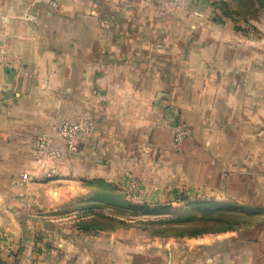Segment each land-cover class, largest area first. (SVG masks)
I'll list each match as a JSON object with an SVG mask.
<instances>
[{
    "label": "crops",
    "instance_id": "1",
    "mask_svg": "<svg viewBox=\"0 0 264 264\" xmlns=\"http://www.w3.org/2000/svg\"><path fill=\"white\" fill-rule=\"evenodd\" d=\"M54 3L0 1L12 57L0 65V264H264V221L139 240L76 221L98 182L129 176L159 183L172 205L204 197L264 215V29L201 0L184 12L163 0ZM81 116L96 130L59 178L41 179L53 164L37 141L64 151L55 129ZM176 125L189 133L179 146ZM55 213L69 222L39 219Z\"/></svg>",
    "mask_w": 264,
    "mask_h": 264
},
{
    "label": "rangeland",
    "instance_id": "2",
    "mask_svg": "<svg viewBox=\"0 0 264 264\" xmlns=\"http://www.w3.org/2000/svg\"><path fill=\"white\" fill-rule=\"evenodd\" d=\"M2 1V0H0ZM42 2L48 4V6H55L54 0H41ZM164 3H166L168 6V8L173 11V10H178L180 12H184L186 11V9H189L190 6V2L191 0H163ZM204 2L205 4V12L207 14H214L215 13H224L227 15H231V9L229 8H224L223 2L222 0H201ZM179 12V13H180ZM235 17H237L236 15H233ZM238 18V17H237ZM264 14H261L260 17L258 19H253L252 21H250V23H257L255 26L252 25L251 29H264ZM242 23V22H241ZM249 23V22H248ZM241 27L243 29H249L246 28L243 23L241 25ZM255 27V28H253ZM6 49V58L8 59V63H6L5 65H1V66H5L8 67L12 61V57L9 55L7 48L5 45H3ZM83 117V116H81ZM85 118V117H84ZM87 119V118H85ZM89 120V119H87ZM90 122H92V120H89ZM94 122V121H93ZM92 122V123H93ZM56 130V129H55ZM47 136V135H45ZM47 138H50V136H47ZM175 139V136H174ZM53 142H55V144L58 146L59 144H57V142L52 139ZM183 143V142H182ZM181 143V144H182ZM177 145V144H175ZM180 145V144H179ZM177 145V146H179ZM68 158L67 161L71 162L73 159L69 158L68 156H62L59 159H52V158H48V157H40V159H42L43 161H49L50 163H52V169H50L49 171L47 170V172L44 173V175H41L43 179V177L47 178L48 180L51 179H55V178H59L58 174L60 173L59 169L62 168L61 165L59 164L60 161L63 158ZM64 160V159H63ZM62 173V172H61ZM25 175H28V177L26 178ZM22 179L24 183H29L32 180V175L31 173H29L28 171H25L24 173H22ZM46 179V180H47ZM151 180H145L141 177L138 176H129L127 178H125L122 181H117L115 182V185L118 187V189L124 194L125 196V200L129 203H131L132 205L136 206V205H142V204H151V209L154 210H150V211H143V210H139L138 209V215L134 214V211L132 209H129V213H122V210L120 209V204L117 206H115L116 208L109 206L110 202L105 203V202H101V201H93L92 203L89 200H84L82 201L80 204L81 206V210L79 211V214H77V219L76 221H78L79 219H83L84 217L88 216L89 213L93 214V213H97V212H102L105 211L106 213L113 215L114 217L117 218V222L116 224L118 225V227L113 231H120V233L124 236V237H130L133 240H139V239H144L145 237H158L155 236V234H158L161 232L164 233H170V232H174L176 230L173 229H167L165 227H169V226H177V227H185V225L180 224L179 221L181 219H184L186 217H191L192 215H195V213L197 212L196 209H202L201 212H199L197 215H203V214H210V212H212L213 207L209 206V207H202L199 208V206H195L193 204L188 203H183V202H178L175 205H172V208L170 207H164L165 209L159 208L156 209L159 205H164V204H172L173 202L176 203L175 198L173 197H164V198H160L159 194L161 193L160 191L163 189V187L155 182V183H151ZM100 188V187H99ZM182 196V195H181ZM173 198V199H172ZM199 200H206V201H212L209 200L207 198L202 197V199L200 198ZM77 204V203H76ZM190 206V207H189ZM118 207V208H117ZM217 208V207H214ZM237 208V209H236ZM235 209L230 211L231 216L229 217L230 219H232L233 221H239L238 223H242L243 224H249L251 222V218L246 216V211L243 208H239L236 207ZM87 209V210H86ZM86 210L85 212H82ZM196 210V211H195ZM92 211V212H90ZM82 212V213H81ZM65 216H71L68 214H62V215H49L46 217H41L40 218H45V219H49L47 220L50 223H55V225H59V223H67L69 222V218L65 217ZM73 216V215H72ZM90 217V215H89ZM99 219V218H98ZM102 219V218H101ZM219 219L216 216H210L209 218H207L208 221L204 222V221H200L197 222L196 226L194 225V227H202L204 225H209L211 226V223L214 224L215 227L221 226L222 223L220 224L218 221H215ZM169 220H175V224H169L166 225L165 223H167ZM109 221V220H108ZM121 221H125L126 223H121ZM161 221H164V224H161ZM209 221L211 223H209ZM150 223H153V225H150ZM115 224V222H114ZM190 226H188L189 228ZM180 231V230H178ZM160 237V236H159ZM173 237V236H172ZM161 238H169V236H161ZM175 238H181V237H175Z\"/></svg>",
    "mask_w": 264,
    "mask_h": 264
},
{
    "label": "trees",
    "instance_id": "3",
    "mask_svg": "<svg viewBox=\"0 0 264 264\" xmlns=\"http://www.w3.org/2000/svg\"><path fill=\"white\" fill-rule=\"evenodd\" d=\"M224 8H229L231 9V15H236L238 18L244 20L245 22H250L253 19H258L261 14H264V0H222ZM99 187H100V195L98 201H103V202H110L109 206H112L116 208L115 206L119 205L122 206L120 209L122 210V213H129V209H132L134 211L135 215H138V209L143 210V211H150L154 210L151 209V204H142V205H132L131 203L127 202L124 198V196L121 193L117 192V187L111 184H106L104 181L98 182ZM108 192H107V190ZM177 201L180 202H186L189 199L187 197H177ZM195 206H199V208L202 207H213L214 210L210 212V214H203L197 215L199 212L202 211V209H196L197 212L195 215H192L191 217H186L184 219H181L179 221L180 224L185 225V227H177L175 226H169L165 228H169L170 230H176L174 232L170 233H164L161 232L158 234H155V236H169V237H195V236H200L203 234L207 233H220V232H227L229 230L237 229V228H249L254 225H258L261 222L264 221V215L263 214H256V213H250L246 212V216L251 218V222L249 224H243L238 223L239 221H233L229 217L231 216L230 211L235 209L231 206H219L215 201H206V200H197L195 203H192ZM164 207H171L172 204H164V205H159L156 209L162 208L165 209ZM217 207V208H214ZM118 208V207H117ZM237 209V208H236ZM195 210V211H196ZM210 216H216L219 219L215 221H220L219 223L222 225L215 227L213 223H211V226L209 225H204L202 227H194L196 226L197 222L200 221H208L207 218ZM99 218V219H98ZM102 218V219H101ZM109 220V221H108ZM117 218L114 217L113 215H110L106 213L105 211L102 212H95L90 215V217L83 218L77 223V227L86 232H99V231H114L118 225L116 224ZM115 222V224H114ZM121 223H126L125 221H121ZM128 224V223H126ZM161 224H164V221H161ZM166 225L169 224H175V220H169ZM150 225H153V223H150ZM188 226H190L188 228ZM180 230V231H178Z\"/></svg>",
    "mask_w": 264,
    "mask_h": 264
},
{
    "label": "built area",
    "instance_id": "4",
    "mask_svg": "<svg viewBox=\"0 0 264 264\" xmlns=\"http://www.w3.org/2000/svg\"><path fill=\"white\" fill-rule=\"evenodd\" d=\"M0 43V65H5L8 63L6 58V49ZM93 122V121H92ZM90 122L84 117H80L75 122L65 123L58 128H56V140H61L64 142V151L61 146H57L51 138L47 136H42L37 141V154L40 157H48L52 159H59L60 157L66 155L70 158H75L79 154L80 145L82 138L96 130L95 122ZM188 131L183 125H176L174 127L175 142L179 145L188 136ZM27 178L28 175H25Z\"/></svg>",
    "mask_w": 264,
    "mask_h": 264
}]
</instances>
